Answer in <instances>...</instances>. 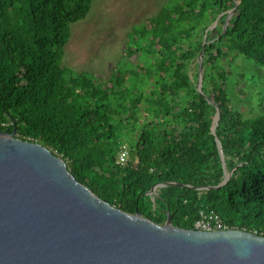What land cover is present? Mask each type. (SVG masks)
<instances>
[{
    "label": "trees",
    "instance_id": "trees-1",
    "mask_svg": "<svg viewBox=\"0 0 264 264\" xmlns=\"http://www.w3.org/2000/svg\"><path fill=\"white\" fill-rule=\"evenodd\" d=\"M90 3L0 0V131L15 129L17 138L50 148L77 181L128 213L164 224L169 211L172 225L190 229L199 210L213 209L231 227L264 235V93L260 113L244 116L232 106L221 63L243 54L264 66V0H180L155 17L159 38L140 50L154 52L155 62L116 66L107 79L61 63L70 24L86 17ZM172 13L196 26L217 19L207 31L214 35L203 39L206 25L193 38L191 26L177 40L168 30ZM121 143L129 147L124 164ZM224 169L228 181L207 188L223 181ZM166 182L189 186L147 193Z\"/></svg>",
    "mask_w": 264,
    "mask_h": 264
},
{
    "label": "water",
    "instance_id": "water-1",
    "mask_svg": "<svg viewBox=\"0 0 264 264\" xmlns=\"http://www.w3.org/2000/svg\"><path fill=\"white\" fill-rule=\"evenodd\" d=\"M205 44L198 56L200 92ZM219 117L217 107L212 132ZM230 175L224 169L223 181L207 188L225 184ZM167 184L189 186L166 182L147 193ZM166 214L158 224L115 207L77 181L50 148L17 138L15 129L0 131V264H264V235L186 229Z\"/></svg>",
    "mask_w": 264,
    "mask_h": 264
},
{
    "label": "rangeland",
    "instance_id": "rangeland-1",
    "mask_svg": "<svg viewBox=\"0 0 264 264\" xmlns=\"http://www.w3.org/2000/svg\"><path fill=\"white\" fill-rule=\"evenodd\" d=\"M179 4L180 0H91L86 17L70 24V36L63 48L61 63L102 79H107L116 66H149L155 62L157 55L140 50L148 48L151 38H159L156 33L162 30L163 24L157 26L154 19L162 10H172ZM173 15L168 30L179 40L180 31L196 26V22H179L177 14L176 20ZM216 24L217 19H209L206 24L197 25L191 36L195 38L201 28L203 30L209 25L202 31L203 39H207L214 35L207 34V31ZM154 34L156 38H153ZM221 63L228 71L226 90L232 106L246 117L260 113L258 102L264 93V66L243 54L236 56L232 63L226 58ZM194 65L192 63L190 69L192 77Z\"/></svg>",
    "mask_w": 264,
    "mask_h": 264
},
{
    "label": "built area",
    "instance_id": "built-area-1",
    "mask_svg": "<svg viewBox=\"0 0 264 264\" xmlns=\"http://www.w3.org/2000/svg\"><path fill=\"white\" fill-rule=\"evenodd\" d=\"M129 147L126 143H121L118 147L117 162L124 164L128 160ZM194 228L200 230H224L231 229L227 222L213 209H201L198 212V217L194 221ZM244 230V229H242ZM250 232L255 233V230Z\"/></svg>",
    "mask_w": 264,
    "mask_h": 264
},
{
    "label": "crops",
    "instance_id": "crops-1",
    "mask_svg": "<svg viewBox=\"0 0 264 264\" xmlns=\"http://www.w3.org/2000/svg\"><path fill=\"white\" fill-rule=\"evenodd\" d=\"M64 53V52H63ZM63 56V55H62ZM66 66H68L69 67V65H66Z\"/></svg>",
    "mask_w": 264,
    "mask_h": 264
}]
</instances>
